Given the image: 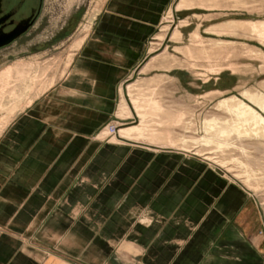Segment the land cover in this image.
<instances>
[{"label":"crops","instance_id":"0c3cea01","mask_svg":"<svg viewBox=\"0 0 264 264\" xmlns=\"http://www.w3.org/2000/svg\"><path fill=\"white\" fill-rule=\"evenodd\" d=\"M174 1L107 0L91 39L103 51L92 44L84 48L62 82L14 116L0 134V264H111L117 239L111 228L123 229L126 236L128 222L141 223L133 237L147 241L145 246L135 242L138 256L147 255L141 264H264V255L241 227L250 201L240 186L219 179L203 164L193 165L186 155L96 141L119 119L123 87L133 74L123 73L127 65L120 63L142 46V32L155 30ZM233 76L223 75L222 89L240 87L242 79ZM113 152H121L115 164L114 178H119L110 183L106 173ZM138 156L149 157L146 165L131 164ZM134 170L128 185L124 180ZM97 172H103L104 181L88 180L91 195L77 201L79 175ZM63 201L71 202V214L56 213ZM50 221L71 224L49 233ZM48 235L56 238L57 252L35 250L29 242Z\"/></svg>","mask_w":264,"mask_h":264},{"label":"rangeland","instance_id":"374dc122","mask_svg":"<svg viewBox=\"0 0 264 264\" xmlns=\"http://www.w3.org/2000/svg\"><path fill=\"white\" fill-rule=\"evenodd\" d=\"M106 2L43 0L40 31L0 50V134L14 116L60 84L82 50L93 45ZM142 34V46L126 55V64L120 63L127 65L123 73L133 74L123 87L119 119L109 124L118 127L117 134L100 136L107 125L96 141L186 155L193 165L203 164L219 179L240 186L250 201L241 227L264 255V133L242 130L253 122L264 123V113L251 104L264 110V0H175L161 14L158 27ZM92 49L103 51L97 44ZM231 74L241 78L242 84L225 91L223 75ZM226 79L232 85L231 77ZM123 137L135 141L126 142ZM120 155L113 152L108 164L110 183L119 178L114 177ZM148 159L138 156L131 164L140 161L137 164L142 167ZM135 175L134 170L124 182L131 185ZM104 177L103 172L79 175L76 200H88L92 193L88 180L98 185ZM65 201L56 213L73 212L71 202ZM128 208L135 213V207ZM70 224L50 221L48 231H61ZM140 224L126 223V236L123 229L117 233L119 227L111 228V234L117 235L111 244V264H141L146 259V254L138 256L135 242L145 246L147 241L133 237ZM145 235L149 237L150 232ZM56 241L48 235L34 236L29 242L35 250L42 247L54 253Z\"/></svg>","mask_w":264,"mask_h":264},{"label":"flooded vegetation","instance_id":"af4514ba","mask_svg":"<svg viewBox=\"0 0 264 264\" xmlns=\"http://www.w3.org/2000/svg\"><path fill=\"white\" fill-rule=\"evenodd\" d=\"M43 0H0V45L24 42L41 29ZM40 26V27H39Z\"/></svg>","mask_w":264,"mask_h":264},{"label":"bare ground","instance_id":"6f19581e","mask_svg":"<svg viewBox=\"0 0 264 264\" xmlns=\"http://www.w3.org/2000/svg\"><path fill=\"white\" fill-rule=\"evenodd\" d=\"M207 128L210 129V125L207 124L206 125ZM208 129V130H209ZM243 132L245 133H249V132H259L260 134H263L264 133V123L262 122H253L251 123L249 126L247 127H243L242 128ZM120 134V133H119ZM102 136H108L109 137V133L107 132V129H105L103 132H102Z\"/></svg>","mask_w":264,"mask_h":264},{"label":"built area","instance_id":"2783aa9c","mask_svg":"<svg viewBox=\"0 0 264 264\" xmlns=\"http://www.w3.org/2000/svg\"><path fill=\"white\" fill-rule=\"evenodd\" d=\"M109 136H116L118 127L115 125H109L107 128Z\"/></svg>","mask_w":264,"mask_h":264},{"label":"water","instance_id":"95a60500","mask_svg":"<svg viewBox=\"0 0 264 264\" xmlns=\"http://www.w3.org/2000/svg\"><path fill=\"white\" fill-rule=\"evenodd\" d=\"M8 44H9V43L2 44V45H0V48L5 47V46H7Z\"/></svg>","mask_w":264,"mask_h":264}]
</instances>
